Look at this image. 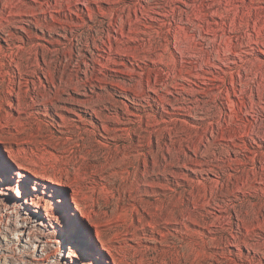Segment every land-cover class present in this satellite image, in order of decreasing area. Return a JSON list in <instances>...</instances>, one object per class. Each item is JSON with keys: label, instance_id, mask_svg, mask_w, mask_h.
Masks as SVG:
<instances>
[{"label": "rangeland", "instance_id": "1", "mask_svg": "<svg viewBox=\"0 0 264 264\" xmlns=\"http://www.w3.org/2000/svg\"><path fill=\"white\" fill-rule=\"evenodd\" d=\"M37 259L264 264V0H0V264Z\"/></svg>", "mask_w": 264, "mask_h": 264}, {"label": "bare ground", "instance_id": "2", "mask_svg": "<svg viewBox=\"0 0 264 264\" xmlns=\"http://www.w3.org/2000/svg\"><path fill=\"white\" fill-rule=\"evenodd\" d=\"M12 38V35L11 34H8V37H6L5 38V41L6 42H8V39H11ZM117 47H119V46H117ZM116 47V50L117 49H119V48H117ZM117 53V51H111V52H109L108 53V59L109 60H111V61H113V62H116V59L115 58H113V57H111L112 56V53ZM115 56V55H114ZM121 68H119L118 70L121 72V70H120ZM115 85L118 87V88H120L121 89V80L119 81V79L116 81V83H115ZM122 88H125L124 86L122 87ZM127 88V87H126ZM3 163L5 164L6 162L3 160ZM22 167V166H21ZM23 168V167H22ZM13 171H14V173H16V174H18V176H19V179L20 180H25V175L24 174H21L19 171H16L15 169H13ZM36 177H41V178H44V179H46L47 181H49V182H52V183H58V184H60L59 183V181H56L53 177H51V176H47V175H41V174H39V173H33ZM24 184V183H23ZM34 189H37V187H34ZM35 205H37L36 203H34ZM74 213V212H73ZM29 215V214H28ZM74 216V215H73ZM31 217H33V216H31ZM39 224H41V225H45V222H43V220H38L37 221ZM73 222V221H72ZM71 222V223H72ZM36 223V222H35ZM73 224L75 225V224H77V223H74L73 222ZM29 229H31V226H30V224L27 222H22V224H19L18 226H17V230H19L20 231V235L22 236V238H18L19 239V241L20 242H22L23 241V243H25V244H28L29 242V235L27 236V233H29ZM36 245H39L40 246V250H42V249H44L43 247H44V245H45V243L42 241V240H39L38 239V241H37V243H36ZM88 250H89V252H91L92 254H94V255H96L97 256V258H99V259H102L103 257H102V255H101V252L100 251H97V250H95L94 248H92V247H88ZM37 262V264H39V261H40V259H37L36 260ZM62 261L63 262H65L63 259H62ZM42 263V262H41ZM98 263L99 264H102V263H100L99 261H98Z\"/></svg>", "mask_w": 264, "mask_h": 264}]
</instances>
